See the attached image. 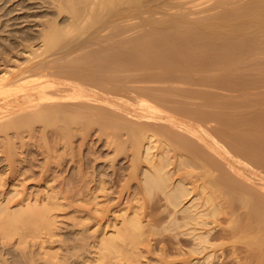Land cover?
I'll return each mask as SVG.
<instances>
[{
    "label": "bare ground",
    "instance_id": "bare-ground-1",
    "mask_svg": "<svg viewBox=\"0 0 264 264\" xmlns=\"http://www.w3.org/2000/svg\"><path fill=\"white\" fill-rule=\"evenodd\" d=\"M157 1L48 0L0 38V238L50 231L88 178L95 261L264 264V0ZM99 144L127 170L88 173Z\"/></svg>",
    "mask_w": 264,
    "mask_h": 264
},
{
    "label": "rangeland",
    "instance_id": "rangeland-1",
    "mask_svg": "<svg viewBox=\"0 0 264 264\" xmlns=\"http://www.w3.org/2000/svg\"><path fill=\"white\" fill-rule=\"evenodd\" d=\"M160 1L161 0L157 2L161 4ZM53 14H55L54 8L51 4H49L48 0L47 2L43 0H0V27L3 26V23L8 20L13 21L12 19H14L16 16H17L16 18L18 19V22H17V19L15 18L14 21H16V23L11 24V26L9 25V27H7L8 29L7 28L5 29L4 27L5 25L3 26L4 29L2 27H1L2 29L0 28V38L5 39V40L6 38H8L9 40V38L11 37L9 36L10 34H8L9 32L10 33L13 32L15 34V32L17 33V31L18 33L21 32L22 29L35 32L36 29L40 27L38 22L41 21V19L49 15H53ZM63 16L64 14L61 13L59 14V16H57V19H61ZM3 37H6V38H3ZM1 46L2 44L0 43V47ZM90 141L91 140H89V142ZM99 145L101 146V149L98 148V151L96 153L98 156H100L99 159H96V161L93 159L89 161V158L87 159L88 165L86 163L85 169L88 170V173H91L93 169H97V168H99V170L101 171L109 172L113 169L114 164L119 165V166L122 164L121 167L117 166L119 167L118 170H120L121 172L122 171L125 172V170H127L128 165L126 164L128 163L125 161L124 158L120 159L122 160L121 162H119L120 164L115 163V160L113 162L112 161L110 162L109 156L111 157L112 153L106 152L107 150L105 151L104 147H102L101 144ZM81 149L83 150V147ZM81 149L80 151L82 153ZM86 152H88L87 149H86ZM105 152H106V155H105ZM116 158H118V156ZM109 163L111 164L114 163V164H112L111 166ZM98 164L100 165L98 166ZM124 166L126 167L124 168ZM64 167L66 168V170L64 168L63 171L64 170L65 171L63 173L73 171L72 168L74 167H75L74 170L76 172V166L74 167L72 165L70 166V163L67 165V167L66 165ZM122 167L124 168V170L121 169ZM87 179L88 178H86V181L85 180L82 181L79 179L76 180L75 178L74 180L70 181V183L72 182L71 186H73V188L77 187V189L76 188L73 189L75 190L74 192L77 191L79 193V194L77 192L74 193V195L77 194L75 195L74 198H73L74 195L71 196V192L73 190L72 191L69 190L65 192L66 194L70 192L68 195L65 194L67 197H64L65 195L61 196V194H59L60 196L57 199L59 204L53 206V208L51 209L49 213L52 223L49 229L50 231L47 230L48 233H45L47 232L46 230L45 231L42 230L39 236H35V237L28 236L27 241L21 242V243H18V242L16 243L17 240L14 239L16 238L15 237L16 235H14V238L12 237L11 239L7 237H6L7 239L0 238V264H96V263L102 264V262L104 264V261H101L100 259H99L100 261L94 260L95 259L94 256H96V254L94 255L95 248H93L94 246L92 244L94 243L93 241L94 239H96L94 237L97 233H99V230L97 232L93 230V228L96 229L95 227H98L97 226L98 224L94 222V220L92 219V214H91L93 211V207H92L93 200H92V195H91L92 191L90 190H91V186L94 183L93 181L91 182L90 179L87 182ZM39 181L36 179L35 180L29 179L26 182V193L29 195L32 194L30 196V199L32 200L35 199V196L37 195H38L37 196L38 198L43 197L44 194H46L44 192L45 191L48 192L47 190H49L50 188L49 186H51L52 184H55L57 188H58L57 185H59V182H60V185L63 184L60 180L59 181L56 180V182H53V183L52 182L45 183V181H42V180H39ZM79 181L81 182L79 183ZM66 183L68 184V182ZM66 183H64L63 185H66ZM83 183L85 185H83ZM103 183L104 182H101L100 184L104 185ZM66 186L67 188H69L68 187L69 185H66ZM79 189L82 192L79 191ZM30 190H31V193H30ZM100 191L96 193L97 194L99 193L97 195V199H99V204L101 206V204L105 205L107 202L104 203L105 197L104 195H101L103 191L102 192ZM113 195H115V193H112L110 197H112ZM68 197L69 199H67ZM100 211L101 212L99 213L97 212L99 215L102 214V212H104L102 210ZM102 223L103 221H101V224ZM93 233L95 234L93 235ZM156 251L157 250L154 251L155 253L151 252V254L150 252L146 253L144 251L142 252L141 255L138 256L137 261H133L134 263L133 262L132 263L133 264H158L159 261L156 259V256L158 257V254H157L158 251L157 252ZM128 262L131 263L130 261ZM128 262H126V260H119V261L113 262V264H129Z\"/></svg>",
    "mask_w": 264,
    "mask_h": 264
}]
</instances>
